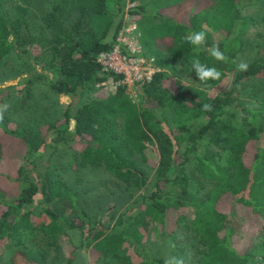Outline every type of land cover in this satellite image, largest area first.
I'll list each match as a JSON object with an SVG mask.
<instances>
[{
    "label": "trees",
    "instance_id": "trees-1",
    "mask_svg": "<svg viewBox=\"0 0 264 264\" xmlns=\"http://www.w3.org/2000/svg\"><path fill=\"white\" fill-rule=\"evenodd\" d=\"M107 1L50 0V31L44 35L36 33L29 18L30 0H13L12 10L0 0V62L15 56L25 75L17 85L1 88L0 99L13 92L30 98L41 81L70 99L64 120L51 125L45 138L23 126L0 123V163L7 147L20 160L16 178L0 172V178L19 188L10 197L0 185V241L21 245L25 234L40 229L50 248L61 237L67 239L72 247L69 264H75L76 253L84 249L103 264H164L163 259L148 257L142 247L146 234L184 225L206 248L198 264H264V224L255 230L259 218L264 219V99L253 96L258 105H243L239 113L230 108L243 84L264 75V39L263 52L241 59L248 46L246 35L258 19L244 13L243 0H154L156 13H146L139 5L127 10V0H118L115 13ZM174 9L176 16L168 13ZM126 13L140 16L139 42L158 71L150 81L135 84L139 104L122 84L115 91L101 88L86 99L98 85L123 79L105 71L98 59L118 44ZM202 26L207 46L218 45L228 57L222 63L199 52L201 63L222 72L221 80L209 82L211 91H202L190 71L197 54L183 41ZM37 46L47 52L44 63L53 70L52 79L38 69ZM240 61L248 64L246 72L236 70ZM181 74L198 85L182 81ZM204 104L212 105V111L203 110ZM167 109L172 110L171 118ZM69 141L81 144L71 153L75 168L103 166L118 181L142 192L113 228L94 223L65 183L36 172L34 159L49 143ZM203 143L206 149L201 152L198 146ZM152 163L157 169L149 189V174L141 165ZM194 175L213 182V189L203 192L200 183L191 189ZM44 217L46 222L38 223ZM127 247L139 260L124 252ZM46 262L41 249L20 250L10 261L0 254V264Z\"/></svg>",
    "mask_w": 264,
    "mask_h": 264
},
{
    "label": "rangeland",
    "instance_id": "rangeland-1",
    "mask_svg": "<svg viewBox=\"0 0 264 264\" xmlns=\"http://www.w3.org/2000/svg\"><path fill=\"white\" fill-rule=\"evenodd\" d=\"M2 1L8 9L12 10L14 6L13 0ZM49 1L50 0H30L29 18L31 19L36 33H43L46 35L47 32L50 31L46 17L50 11ZM127 1V10L128 8L139 5L143 7L146 13H156L158 11L154 5V0H137L133 4L130 3L129 0ZM243 1L245 3L244 13L255 16L259 21L246 35L248 46L241 56V59L245 60L251 58L259 51L263 52L262 48H260V44L264 39V0H258L256 2H254V0ZM107 5L112 12L117 13L118 0H108ZM175 11L174 9L168 13L176 16L178 13H175ZM139 19L140 16L126 13L124 16V28L117 39L124 47L128 45L126 49L131 44L129 49L131 53L134 54L138 53L137 50L141 46L139 42L141 34L137 26V21ZM63 20L64 18H62V21ZM134 28L137 29L134 31ZM42 47L37 46L34 50L35 55L39 58L38 69L45 72V74L52 79L54 77V72L49 67L45 66L44 56L47 52L42 51ZM141 55H145L143 49ZM146 59L150 61L149 59L151 58L146 57ZM152 64L153 67L156 68L155 63L153 62ZM144 66L149 68L147 64ZM178 69L181 70L179 66ZM23 71L24 67L17 61L15 56H10L1 61L0 89L17 85L21 78L25 77ZM180 77L181 80L186 83L198 85L193 77L183 74H181ZM121 84L127 86L128 95L133 101L139 104L140 98L135 90V85L123 84L121 80L116 83L109 80L104 84L98 85L94 90L87 93L86 99L94 96L101 88L108 91H115ZM227 86L228 84L225 85L224 89ZM216 93L217 91L211 92L212 95ZM253 96L258 99H264V75L251 79L249 82L243 84L230 108L239 113L243 105H258V100L254 99ZM69 102L70 99L68 97L55 93L49 84L41 81L33 86L32 97L30 98L25 97L24 94L19 92H13L1 97L0 104L7 103L10 105L9 110L4 115L2 123L4 122L10 127L23 126L34 135L45 138L48 136V129L51 125L64 120V109ZM165 112L167 116L171 118L172 110L167 109ZM70 126L71 129H73L74 122H71ZM79 148H81V144L77 143V141H69L65 144L51 142L45 147L43 152L34 159L33 166L38 174L54 177L74 190L78 194L81 208L93 219L94 223L100 222L107 227L113 228L118 217L140 197L142 192H137L133 187L118 181L103 166L97 167L88 165L86 167L75 168V166L71 164V153H75ZM15 149L19 151V145L17 143ZM198 149L201 152L205 151L206 145L204 143L200 144ZM9 150V147L5 150L6 158L0 163V172L14 179L17 177L20 160L17 159L18 155L16 152L10 153ZM194 154L196 155V152ZM181 161H183L181 158L178 159L177 164H180ZM141 166L149 174L148 188L150 189L157 168L153 166V163L151 165L142 164ZM186 168L188 174L192 173L193 163L188 164ZM176 170L177 168L175 167L173 169L174 174ZM261 175L264 176V166H261ZM197 178V175L190 178L191 189L197 188L199 183L204 186L203 192H208L213 189V182L203 181ZM0 180V185L7 191L10 197L16 195L19 191V188H17L15 184L10 185L4 177H1ZM41 200L40 196L37 202L39 203ZM68 213H70V210H68ZM37 221L38 223L46 222V218L44 217ZM263 224L264 219L259 218V221L255 223L256 232L259 231ZM149 229H151V227ZM142 247L146 250L150 258L163 259L164 261L169 257L183 258L185 264H198L206 250L195 233L184 225L176 228L174 231L166 233L161 230L149 232L145 236ZM23 249L44 250L47 255V262L45 264H69L68 259L72 251V247L65 237H61L56 246L50 248L45 235L40 229H36L31 234H25L24 243L21 245H16L9 241H0V254L3 255L5 261H10L18 251ZM124 252L130 253L136 260H139V257L134 254L130 247H127ZM75 264L103 263L96 254L90 251V249H84L76 253Z\"/></svg>",
    "mask_w": 264,
    "mask_h": 264
},
{
    "label": "clouds",
    "instance_id": "clouds-1",
    "mask_svg": "<svg viewBox=\"0 0 264 264\" xmlns=\"http://www.w3.org/2000/svg\"><path fill=\"white\" fill-rule=\"evenodd\" d=\"M202 26L200 31L188 32L184 37L183 41L192 45L194 48L196 58L191 62V70L195 72L199 79V83L202 85V91H211L209 82L219 81L222 77V72L216 67H209L207 64L201 63L198 58V54L201 51L206 52L214 60L222 63L228 62V57L219 49L218 45L213 44L212 46H207V34L203 30ZM236 70L239 72H246L248 70V64L244 61H240L236 64ZM10 105L7 103L0 104V122L3 121L5 113L9 110ZM203 110L212 111V105L204 104ZM164 264H185L183 258L169 257L165 259Z\"/></svg>",
    "mask_w": 264,
    "mask_h": 264
},
{
    "label": "built area",
    "instance_id": "built-area-1",
    "mask_svg": "<svg viewBox=\"0 0 264 264\" xmlns=\"http://www.w3.org/2000/svg\"><path fill=\"white\" fill-rule=\"evenodd\" d=\"M137 28H134L135 31ZM118 40V44L109 53H103L99 56L98 62L104 67L107 72H112L118 75H122L123 84L135 85L143 80L150 81L153 75L158 71L153 67L154 59L147 61L145 56H142V47L137 50V54L131 53L129 47L126 49ZM127 50V53L124 51ZM136 52V51H135ZM149 65L146 68L144 65Z\"/></svg>",
    "mask_w": 264,
    "mask_h": 264
}]
</instances>
